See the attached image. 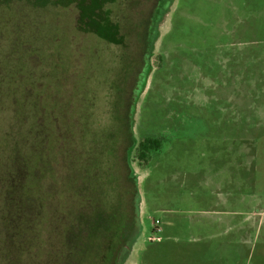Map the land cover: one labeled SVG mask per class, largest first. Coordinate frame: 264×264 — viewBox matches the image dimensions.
I'll return each mask as SVG.
<instances>
[{"label":"rangeland","instance_id":"rangeland-1","mask_svg":"<svg viewBox=\"0 0 264 264\" xmlns=\"http://www.w3.org/2000/svg\"><path fill=\"white\" fill-rule=\"evenodd\" d=\"M5 1V256L13 264H57L78 221L94 216L104 228L139 206L142 232L117 264H264V0ZM162 3L170 5L156 27ZM106 17L118 25L121 45L100 38ZM153 34L131 128L133 91ZM149 138L160 139V148L141 161L132 144ZM239 173L244 183L226 189ZM218 192L240 202L228 207ZM229 209L241 214L228 216L241 228L207 226ZM21 227L20 242L32 249L25 254ZM127 231L109 241L102 229L103 264L126 251ZM0 264L8 262L0 256Z\"/></svg>","mask_w":264,"mask_h":264},{"label":"trees","instance_id":"trees-1","mask_svg":"<svg viewBox=\"0 0 264 264\" xmlns=\"http://www.w3.org/2000/svg\"><path fill=\"white\" fill-rule=\"evenodd\" d=\"M29 2L32 0H28ZM73 0H70V2ZM33 2V1H32ZM13 0H6L5 5L9 6L10 4H13ZM59 3V2H58ZM78 7L81 9L82 5L80 2V5L78 4ZM108 17L103 20L102 28L104 30H107V32H103L100 34V38L107 43H111V41H114L112 36L115 37V43L116 44H122L121 37L118 36V25L115 28L110 27V23L108 22ZM95 29V28H94ZM111 30V31H110ZM113 30V31H112ZM96 33V29H95ZM112 33V34H110ZM136 141L132 144L133 148H137L138 151V157L141 161H146L148 157V153L150 150L158 149L160 148L161 141L160 139H145L143 141H140L137 143ZM135 144V145H134ZM137 182V180H135ZM137 186V185H136ZM138 209V206L135 207L134 215L133 217H129L128 219L125 218V216L119 215V218L114 220V222H111L108 226H104V228L100 227L103 223L102 219H98L97 217L92 216L91 218L86 217L84 220H76L78 221V232L77 235H74L72 239L69 241H65L57 250L56 253V260L57 264H98V258L101 259L100 264H103V262L107 258V254H109L108 249L105 251L102 248V245L100 244L99 240L101 238L100 235H102V229H107L108 231V238L109 241H115V238L117 237V234L119 230L121 229H129L134 221L137 222L136 217V210ZM94 218V219H93ZM116 226H118V229H114ZM102 228V229H100ZM22 232L17 233L18 236V247L20 253H29V250H32L31 247L26 242H20L21 238H25V233L27 232L26 227H21ZM18 230V229H17ZM1 244V243H0ZM6 253L2 250H0V256L1 258H4L8 264H13L12 261L9 259V256H5ZM100 256V257H98ZM117 262H115L116 264Z\"/></svg>","mask_w":264,"mask_h":264},{"label":"water","instance_id":"water-1","mask_svg":"<svg viewBox=\"0 0 264 264\" xmlns=\"http://www.w3.org/2000/svg\"><path fill=\"white\" fill-rule=\"evenodd\" d=\"M168 7L164 8L163 10L160 11V15H159L156 27H157V25L160 24V22L166 16V14L168 12ZM150 37L151 38H150V41H149L148 53L145 55V65L143 66L142 71L139 74V78H138V81H137V84H136V88L133 91V98H132V104H131V109H130V119H129L131 128H133V122H134L133 117H134V112H135V109H136V104L138 102L140 93L142 91V87L145 84V81L147 79V75L149 73L150 66H151L150 57H151V54H152V47H153V43L155 41L156 35L153 34L152 36L150 35ZM138 223L139 224L137 225V227L140 226V217L139 216H138ZM124 248H125L126 251H124V249H123L122 250L123 253L131 252L132 251L131 243H127V245Z\"/></svg>","mask_w":264,"mask_h":264},{"label":"crops","instance_id":"crops-1","mask_svg":"<svg viewBox=\"0 0 264 264\" xmlns=\"http://www.w3.org/2000/svg\"><path fill=\"white\" fill-rule=\"evenodd\" d=\"M227 182H229V184L226 185V187H225L226 189L228 188V185H230L231 182H233V183L234 182H238L239 185H241V182L244 183V177H243V175L240 176V173H239V176L237 177V181L234 180V178H233V180L230 178V180H227ZM216 194L222 196L221 203L224 204V205H227L228 207L232 206V205H235L236 200H238V202H240V196H230V194H229L228 197H226L221 192H218ZM223 213H226L225 214L226 217H224V218H214L212 220H208L207 226L208 227H211V226L216 227L219 224H223L224 223L225 226H228L229 229L233 228V230L239 229V228H241L243 226L242 222H240V220L238 222H236V223L231 221L232 217L234 218L236 216H240L241 215L238 211L229 209V210H227V211H225ZM228 216H232V217L229 218ZM201 226L203 227L204 224H202ZM240 245H241V243H238V248L237 249H239Z\"/></svg>","mask_w":264,"mask_h":264},{"label":"flooded vegetation","instance_id":"flooded-vegetation-1","mask_svg":"<svg viewBox=\"0 0 264 264\" xmlns=\"http://www.w3.org/2000/svg\"><path fill=\"white\" fill-rule=\"evenodd\" d=\"M165 2L167 3L168 0H165ZM163 3H164V2H163ZM163 3L160 4V7H162V8H161L160 10H158V11H159L158 16H156V17L153 18V22H154L153 24H154V25H156L157 22H158V18H159V15H160V11L164 9V7H163ZM164 5L166 6V4H164ZM169 5H170V4L168 3L167 7H168ZM3 76H4V74H3ZM4 78H5V76H4ZM139 214H140V207L138 206V209L136 210L137 222L134 221L133 224L131 225V227H130L129 229H127L128 231H127V233H126L124 247L127 245V243H131V247H132V249H133L134 243H136L137 239L139 238V236H140V234H141V232H142V228L140 227V226H141V223H140V226L137 227V225L139 224V223H138V216H139ZM121 252H122V250H121ZM129 253H131V252H128V253H123V252H122V253H120V254L118 255V257H117L116 262H117V261H121V260H123V258H125V256H126L127 254H129ZM116 264H117V263H116Z\"/></svg>","mask_w":264,"mask_h":264},{"label":"built area","instance_id":"built-area-1","mask_svg":"<svg viewBox=\"0 0 264 264\" xmlns=\"http://www.w3.org/2000/svg\"><path fill=\"white\" fill-rule=\"evenodd\" d=\"M158 222H155V224H157ZM159 230V228H157Z\"/></svg>","mask_w":264,"mask_h":264}]
</instances>
